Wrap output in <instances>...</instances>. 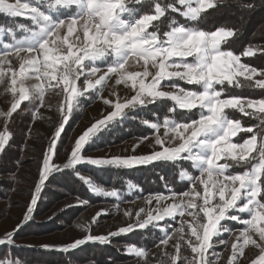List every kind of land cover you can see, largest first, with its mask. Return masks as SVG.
Wrapping results in <instances>:
<instances>
[{
  "label": "snow or ice",
  "instance_id": "snow-or-ice-1",
  "mask_svg": "<svg viewBox=\"0 0 264 264\" xmlns=\"http://www.w3.org/2000/svg\"><path fill=\"white\" fill-rule=\"evenodd\" d=\"M224 3L225 0H0V14L10 21L0 25V84L11 95L0 117L10 121L31 111L36 119L41 108L53 107L45 103L49 91L63 97L56 109L61 119L42 153L38 183L25 221L31 219L42 186L53 173L64 169H77L82 164L132 169L162 162L178 170L172 181L165 182L167 194H149L146 204L150 207L140 208L135 215L126 211L129 222L117 231L86 234L59 247L43 245V250L68 253L88 242L107 245L122 234L156 230L152 246L160 249L157 264H216L220 258L217 245L226 248L228 240H232V254L227 264H240L250 244L259 250L251 264H264V97L253 99L230 91L264 90V69L241 62V56L264 55V46H247L241 54H234L228 45L238 35L237 28H203L212 12L219 11ZM237 7L250 12L256 5L249 0ZM132 65H139L140 70H129ZM113 77L117 85L125 84L134 95L123 103L115 102L114 111L76 139L68 162L56 164L53 158L57 144L74 108L79 107L82 97L102 92ZM166 101L172 102L171 107L163 118L150 124L154 133L164 129L163 136L155 135L154 142L160 150L132 156L84 155L86 146L112 131L128 118L129 112ZM181 113L189 115L182 117ZM232 113L258 123L247 126ZM142 123L149 125L147 119ZM241 134L250 135L245 138ZM238 135L242 142H234ZM11 139L7 129L0 132V154H6ZM75 175L95 194L121 197L117 190H105L80 175L78 169ZM176 176L186 190L169 187ZM135 187L129 182L130 189ZM185 215L191 219L185 220ZM175 222L179 227H173ZM229 222L240 227L230 228ZM20 227L0 238V246L9 248L0 257V264H29L15 258L12 252L18 247L14 237ZM177 233L180 235L174 239ZM170 247L174 250L171 254ZM182 248L190 251V257L182 255ZM123 251L141 264H150V249L146 246L129 244Z\"/></svg>",
  "mask_w": 264,
  "mask_h": 264
},
{
  "label": "rangeland",
  "instance_id": "rangeland-1",
  "mask_svg": "<svg viewBox=\"0 0 264 264\" xmlns=\"http://www.w3.org/2000/svg\"><path fill=\"white\" fill-rule=\"evenodd\" d=\"M0 15L3 18V21H0V23H3V25H7L10 23L9 19L5 15ZM176 18L183 22V18L179 16H177ZM206 30L210 29L206 28ZM129 70H140V66L132 65ZM131 95H134V92L125 84L117 85L115 82V77H113L103 88L102 92L93 93L89 97H82L79 107L74 108L72 116L69 119V123L65 127L60 141L57 144V155L53 158L54 162L61 166L66 164L68 162L71 150L76 139L88 127H91L93 123H96L98 120L104 119V117L114 111L115 102L119 101L123 103L126 99L130 98ZM62 100V96L58 97L54 92L49 91V93L45 97V103H51L53 107L52 109H48L47 107L41 108L40 116L36 119L32 118L33 114L31 111L21 113L20 116L14 117V119L10 121L6 120L4 117H0V132H4L5 129H7V131L12 134L10 147L6 145V154H0V183L3 181L14 182V186L11 188V196L7 200H0V238H3L6 233L16 229L18 225H22V227H20L19 230L15 232L14 241L17 242L15 243L16 245H21L27 251H30L31 249H39L44 251L42 249L43 245H52L59 247L61 245L72 243L76 239L83 238L86 234L108 235L110 232L117 231L119 227L125 226L126 223L129 222V218L124 215L126 211H131L133 215H135V213L139 211L140 208L143 207L147 209L148 207H150L146 204V198L148 197V195L142 196L141 189L136 184L131 183L136 187L130 189L128 185L125 190L118 191L119 193H121V197L119 199L104 197L92 192L95 196L114 200V204L104 206L103 208H93L92 210L87 211L79 218V220L75 221L71 228L67 230H64L62 232H52L47 236L41 234L33 235L37 228H35V226H32L34 229L32 235H29V231L26 233L25 228H23V225L26 222L24 220V216L28 214L27 208L30 203V197L34 193V185L38 183L42 153L47 148L55 131V128L58 126L59 120L61 119L60 114L58 111H56V109L59 107V104L62 102ZM106 100L112 101V103H105ZM10 101L11 95L5 90L3 84H0V111L6 110V108L9 106ZM170 103L171 101H166L160 105H150V107L146 109L147 111H149L152 118L155 117L157 119L158 117L161 118L163 116V114L166 112V109L170 107ZM146 109H137L136 111L129 112L128 114H131V117L135 116L137 118V116H141L142 118H145L148 114ZM151 123L153 122L149 121L148 126L144 125L151 130L150 135L146 136L147 139L142 140L141 137H134L119 145H107L104 147H100L101 144L108 143V139L106 141H103L106 137H108V134L109 137L114 136L122 129V126L126 127L127 125L119 123L112 131H107L101 134V136L94 143L86 146L84 155L94 158L111 156H132L147 155L152 151L160 150L159 145H156L154 142L155 135L163 136L164 129H161L160 133H154L150 128ZM237 137L233 138L234 142H238ZM64 139V143L66 145L60 147ZM99 144L100 146H98ZM94 146L96 147L94 148ZM17 151L20 154L22 165H19L20 167L17 164L14 166L18 168V173H8L7 170H10L8 161L11 162L13 155L16 154ZM80 166L91 169L97 168L87 164L78 165L77 167ZM34 170H37L35 179L33 173ZM193 174L197 173L193 172ZM20 175L22 178H19ZM52 175L49 177V181L47 182H50V180L52 179ZM26 176L27 181L25 178ZM13 177L15 178L13 179ZM47 182L42 186L40 192L41 195L45 190L44 188L47 185ZM67 185L68 184H66L64 189L71 190V188L67 187ZM88 188L90 189V186H88ZM105 190L113 189L105 188ZM164 194H167V192ZM80 201V199H74V203L76 205L81 204ZM154 204L155 202H153V206ZM98 213L100 215H97ZM38 219L40 222L44 220V217L37 218L36 221ZM184 219L190 220L191 218L185 215ZM173 227H179V223H173ZM228 227L237 228L240 226L229 222ZM44 230L45 229H39V233H42ZM142 231L143 230H136L134 232H136L137 234L141 233ZM153 232L157 233L156 230H153L147 237L148 239L151 240L155 237ZM179 235L180 234L177 233L174 239L178 238ZM224 238L227 239V234H225ZM231 242L232 240H228V246L226 248L224 246L217 245V252L220 253V258L218 261H216V264H227V261L232 254ZM7 248L8 247H5V249ZM168 251L171 254L174 250L170 247ZM21 252L24 253L25 251L22 250ZM31 253L32 255H30V253L29 255L26 254L24 258H28L27 261H32L31 258L33 257L34 262L32 264H42L43 261H46L44 257H39V254L37 253L36 257L34 258V253ZM159 253L160 249L158 248L150 250V264H157V261L160 259ZM182 255L190 257L191 254L190 251L184 250L182 248ZM258 255L259 250L250 244L245 247L244 256L240 258V264H251V260L255 259ZM14 256L15 258H18V253H15ZM138 264H141V262L139 261Z\"/></svg>",
  "mask_w": 264,
  "mask_h": 264
},
{
  "label": "trees",
  "instance_id": "trees-1",
  "mask_svg": "<svg viewBox=\"0 0 264 264\" xmlns=\"http://www.w3.org/2000/svg\"><path fill=\"white\" fill-rule=\"evenodd\" d=\"M247 2H249V0H225L220 10L213 11L212 15L207 18L203 25L205 30L206 28L213 29L216 26L237 28L238 35L233 38V41L228 45L229 49L232 50L234 54H241L247 46H264V0H251L256 7L250 12H243L237 7L238 4ZM0 21H3L1 15ZM0 25H3V23H0ZM241 61L257 69H264V55L259 53H257L255 57L241 56ZM185 86L188 87L187 85ZM230 91L232 95L253 99L264 97V90L260 89L242 88L232 89ZM171 105L172 102L169 106L171 107ZM149 107L150 106H148V108ZM147 113L145 118L141 116H137L136 118L133 115L135 119L131 117V114H128V118L122 122V124H127L126 127L122 126V129L114 136L109 137L108 134V137L103 140L106 141L108 139V143L101 144V142V146L100 144L98 146L119 145L134 137H146L150 135L151 130L144 126L142 120L147 119L148 121L156 122L157 119L155 117L152 118L149 111H147ZM187 115L189 114L181 113L182 117H186ZM232 115L236 118H241L242 122L247 126L258 123V121L250 120L247 117H240L239 113H232ZM161 118H163V116ZM241 135H245V138H247V135L250 134ZM237 139L238 142H242L240 141V136H238ZM64 142L65 139L60 147L66 145ZM95 147L96 146H94V148ZM8 164L10 169L7 170L8 173H18V168L14 167L16 164L18 166L22 165L18 151L13 155L11 162L8 161ZM184 167H187V165L185 164ZM77 169L80 175L91 178L94 183L103 188L123 191L128 187L129 182L136 184L141 189L142 196L166 193L165 182L172 181L173 177L176 175V171H178L171 163L162 162H155L152 165L139 166L132 169H118L113 167L91 169L84 166L77 167ZM77 169H64L52 175V179L50 182H47L43 194L39 196L37 206L31 215V219L26 221L23 225L26 233L29 231V235H32L34 231L32 226L37 228L33 235L41 234L47 236L52 232H62L71 228L75 221L79 220L87 211L93 208H103L104 206L114 204V200L112 199L95 196L90 191L87 184L75 175ZM33 173L35 179L37 170H34ZM162 177L163 179H161ZM19 178H22L21 175ZM25 178L27 181V176ZM179 181L178 176H176L175 183L170 184L169 187L175 191L186 190L183 187L184 182ZM66 184H68L67 187L71 188V190L64 189ZM13 186L14 182L12 181H3L0 183V200H7L11 196V188ZM76 198L87 200L88 203L76 205L74 203V199ZM41 217H44V220L39 222L38 219L36 221L37 218ZM39 229L45 230L39 233ZM153 233L155 237L151 240L147 238L150 233L143 230L141 233L137 234L133 232L114 237L111 239V243L107 245L100 242H88L68 253H61L53 250L42 251L39 249L27 251L21 245L13 249L12 252L14 254L18 253V258L26 261L28 259L24 258L26 254L29 255L30 253V255H32L31 252H33L34 258L39 254V257H44L46 259L42 264H138V259L126 254L123 249L129 244L146 246L150 250L155 249V247L152 246V241L156 239L157 233ZM22 250L25 252L22 253ZM31 259L32 261L28 260L29 264L34 262L33 257Z\"/></svg>",
  "mask_w": 264,
  "mask_h": 264
},
{
  "label": "crops",
  "instance_id": "crops-1",
  "mask_svg": "<svg viewBox=\"0 0 264 264\" xmlns=\"http://www.w3.org/2000/svg\"><path fill=\"white\" fill-rule=\"evenodd\" d=\"M14 243H17L16 241H14ZM18 247L20 245H17ZM6 246H0V257H3L5 254L4 253H7V251H9V248L5 249Z\"/></svg>",
  "mask_w": 264,
  "mask_h": 264
}]
</instances>
